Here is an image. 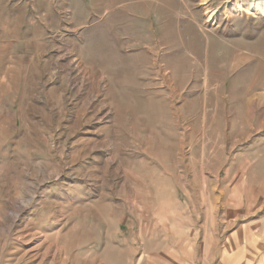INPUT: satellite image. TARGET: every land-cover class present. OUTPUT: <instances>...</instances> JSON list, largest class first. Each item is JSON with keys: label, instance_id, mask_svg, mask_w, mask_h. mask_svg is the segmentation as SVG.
<instances>
[{"label": "rangeland", "instance_id": "rangeland-1", "mask_svg": "<svg viewBox=\"0 0 264 264\" xmlns=\"http://www.w3.org/2000/svg\"><path fill=\"white\" fill-rule=\"evenodd\" d=\"M0 264H264V0H0Z\"/></svg>", "mask_w": 264, "mask_h": 264}, {"label": "crops", "instance_id": "crops-1", "mask_svg": "<svg viewBox=\"0 0 264 264\" xmlns=\"http://www.w3.org/2000/svg\"><path fill=\"white\" fill-rule=\"evenodd\" d=\"M10 48H12V46L10 45ZM15 48V47H14ZM2 56H5V54L4 55H2Z\"/></svg>", "mask_w": 264, "mask_h": 264}]
</instances>
